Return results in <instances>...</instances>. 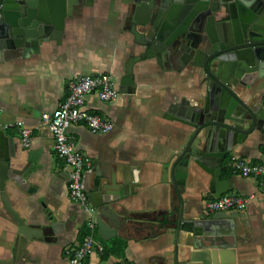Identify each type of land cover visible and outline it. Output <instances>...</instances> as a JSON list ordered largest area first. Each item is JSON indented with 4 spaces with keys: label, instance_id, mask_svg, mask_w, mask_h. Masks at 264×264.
Wrapping results in <instances>:
<instances>
[{
    "label": "crops",
    "instance_id": "obj_1",
    "mask_svg": "<svg viewBox=\"0 0 264 264\" xmlns=\"http://www.w3.org/2000/svg\"><path fill=\"white\" fill-rule=\"evenodd\" d=\"M130 1L93 0L88 6L82 0L66 17L60 44L49 41L27 58L0 59V121L23 122L34 131L28 149L22 147L18 129L4 132L17 155L12 167L27 168L25 184L7 182L5 197L31 239L21 253L13 254L20 225L0 196V264H69L65 251L81 243L86 215L69 200L70 171L54 154L53 136L42 115L56 110L78 76L105 73L121 82L128 70L132 71L135 92H120L111 103L95 95L87 98V108L112 122L113 130L93 134L86 126L76 125L69 131L76 148L93 162L84 178L85 188H95L98 171L108 177L115 173L121 199L112 207L129 224L110 239L97 226L94 237L105 253H95L85 264H174L175 239L166 224L178 217L180 199L172 184L171 166L194 130L169 113L185 102L201 107L207 85L201 69L175 59L159 64L148 58L142 45L145 34L130 18ZM120 82H116L119 90ZM239 93L250 106L259 104L264 109V78ZM232 156L264 164V133L236 146L224 162L223 178L231 181L225 195L252 198L247 210L240 213L235 248L218 251L225 253V264H264V193L258 179L232 172ZM210 180L196 165L189 167L181 188L185 218L206 213L205 202L215 199ZM216 257L214 263L221 264L220 255ZM179 258L181 262L186 259L182 247Z\"/></svg>",
    "mask_w": 264,
    "mask_h": 264
},
{
    "label": "water",
    "instance_id": "obj_2",
    "mask_svg": "<svg viewBox=\"0 0 264 264\" xmlns=\"http://www.w3.org/2000/svg\"><path fill=\"white\" fill-rule=\"evenodd\" d=\"M85 1L88 6L93 4V0ZM81 2L0 0V59L27 58L43 43L60 44L65 19ZM129 6L131 21L145 34L142 45L147 48L148 58L159 64L175 59L201 69L207 85L201 107H190L185 102L169 113L194 130L171 166L172 184L180 199L178 217L166 224L175 239L174 264H215L214 258L219 255L220 263L225 264V253L218 250L235 248L240 213L210 216L202 212L185 218L181 188L194 164L210 176L214 198H221L231 184L223 178L227 156L254 134L264 133V109L259 104L250 106L239 95L240 90L249 91L264 78V0H131ZM134 84L132 71L128 70L121 79L120 92L132 94ZM16 156L13 141L0 131V196L20 225L13 254L21 253L31 239L28 228L5 197L7 182L25 184L27 168L12 167ZM97 177L95 188H85V179L84 188L97 210L101 234L110 239L129 224L112 207L121 199L115 173L108 177L98 171ZM181 247L186 256L182 262Z\"/></svg>",
    "mask_w": 264,
    "mask_h": 264
},
{
    "label": "built area",
    "instance_id": "obj_3",
    "mask_svg": "<svg viewBox=\"0 0 264 264\" xmlns=\"http://www.w3.org/2000/svg\"><path fill=\"white\" fill-rule=\"evenodd\" d=\"M95 95L100 101L111 103L120 96V90L110 74L81 75L68 86V94L52 113L42 115V122L48 126L53 136V151L56 157L69 169L68 197L77 204L86 215V231L77 248H67L65 257L69 264H85L95 253L103 255L105 248L95 240L97 228V210L92 206L84 188V177L93 168L90 157L81 153L70 139L69 131L76 125H84L93 134H108L113 130L112 122L87 108V98ZM0 110V118H1ZM18 129L21 144L28 149L32 144L34 131L23 122L2 124L0 131ZM229 167L235 175L243 178L258 179L259 187L264 193V164L232 156ZM252 197L225 195L219 199L205 202L206 215L226 212L243 213L247 210ZM118 264H129L120 261Z\"/></svg>",
    "mask_w": 264,
    "mask_h": 264
},
{
    "label": "rangeland",
    "instance_id": "obj_4",
    "mask_svg": "<svg viewBox=\"0 0 264 264\" xmlns=\"http://www.w3.org/2000/svg\"><path fill=\"white\" fill-rule=\"evenodd\" d=\"M125 19H129V16H126V18ZM114 80L117 82V83H119L120 82V79L118 78V77H114Z\"/></svg>",
    "mask_w": 264,
    "mask_h": 264
},
{
    "label": "trees",
    "instance_id": "obj_5",
    "mask_svg": "<svg viewBox=\"0 0 264 264\" xmlns=\"http://www.w3.org/2000/svg\"><path fill=\"white\" fill-rule=\"evenodd\" d=\"M229 160H230V159H229ZM122 245H123V246H121V248L123 247V250H124V249H125V243H122ZM117 249L119 250V249H120V246L117 247ZM114 250L116 251V248H114L113 251H114Z\"/></svg>",
    "mask_w": 264,
    "mask_h": 264
}]
</instances>
